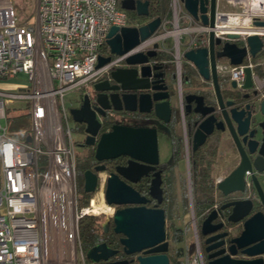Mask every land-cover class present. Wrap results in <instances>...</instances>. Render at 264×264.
<instances>
[{
    "label": "built area",
    "instance_id": "1",
    "mask_svg": "<svg viewBox=\"0 0 264 264\" xmlns=\"http://www.w3.org/2000/svg\"><path fill=\"white\" fill-rule=\"evenodd\" d=\"M224 1L228 10L216 0L210 26L191 17L181 0H169V19L161 22L157 33L96 68L110 28L131 26L126 12L117 7L118 0H36L33 25L18 23L11 0H0V81L23 73L30 82L25 92L0 90V264H79V259L86 264L79 222L92 214L111 217L114 207L103 197L106 171L98 173L95 190L105 203L96 205L91 199L79 207L74 147L80 141L75 143L71 135L65 93L167 39L177 72L183 52L208 47L210 32L221 43L241 41L247 51L248 36L264 40V25L257 24L264 22V0ZM167 24L171 26L166 28ZM253 67L249 52L239 65L218 66L238 87H243L245 69ZM251 77L256 84L254 72ZM8 98L25 101L29 129H9L13 119L5 113ZM246 183L249 187L248 178ZM93 203L105 208L95 214ZM194 234L195 252L188 264H204Z\"/></svg>",
    "mask_w": 264,
    "mask_h": 264
},
{
    "label": "water",
    "instance_id": "2",
    "mask_svg": "<svg viewBox=\"0 0 264 264\" xmlns=\"http://www.w3.org/2000/svg\"><path fill=\"white\" fill-rule=\"evenodd\" d=\"M127 1V0H125ZM125 1L119 7L122 10H134L140 17L149 16V1L128 0L132 5H126ZM184 8L195 20H200L204 25L213 26L216 10V0H181ZM264 25V22H257ZM161 25V19L152 18L141 26H112L107 32L106 45L110 53L122 56L133 47L156 33ZM231 39H237V35H230ZM246 45L238 46L234 42H226L220 51H215V46L221 42L214 39L212 32L209 34L208 47H199L183 52V58L191 63L198 71L202 79L212 80L214 95L218 108L221 111L223 121L227 123L232 136V141L237 145L241 154V161L237 167L225 178L217 183V189L224 195L231 193H243L246 190V172L250 173V180L257 191L260 205L264 208V183H260L256 175L264 173V89L257 88L254 91V100L251 105L243 109L227 107L233 105L231 101H224L218 82L217 60L229 59L230 65H239L247 57L257 59L261 50H264V40L257 35L245 38ZM158 43L147 53H137L125 59L128 68L114 67L110 69V80L95 83L94 102L92 104L88 94L82 96L81 103L68 109L74 123L84 126L83 146L95 147L94 158L101 162L120 156H128L126 166H118L115 172L108 175L104 190V200L108 205L125 206L117 208L114 214L105 221L113 224L115 234H121L120 240L126 253L132 254L145 250L148 256H138L139 264H170L168 251V239L165 229V215L162 209H151L138 206L146 202L144 197L138 195L131 186L124 183L121 178L129 182H136L138 175L150 169L151 165L158 161L157 130L154 127H138L113 124L110 130L101 132L104 124L99 117H105L107 110L153 112L156 119L167 123L172 113L170 88L166 75L161 70L162 66H149L146 63L155 57ZM96 68L108 64L110 56L99 55ZM138 66H141L140 68ZM158 71L157 73L152 71ZM250 68L245 69L244 88H252L255 85ZM236 87V82L232 81ZM189 103L193 102V112L200 115L202 121L195 129L192 142L195 147L204 143L215 129L223 130V121L214 117L215 107L205 104L204 97L194 94L186 95ZM195 100V101H194ZM260 115L262 121H258ZM253 123V126L251 124ZM252 127V128H251ZM261 132V145L259 155L251 161L247 153L255 152L259 141L256 135ZM29 141V138H27ZM246 147V148H244ZM248 151V152H247ZM247 152V153H246ZM143 162V166H139ZM143 167L144 172H140ZM104 165H98L93 171H83V189L85 193H94L98 183V173L105 171ZM121 177V178H120ZM250 198L232 201L223 208H231L228 220L235 225L242 224L240 232L231 237L229 232L218 233L224 228L222 223L213 224L217 212H211L201 225L202 236L207 237L203 242L206 252L216 250L207 258L208 264H264V211L252 213L254 203ZM231 233V232H230ZM227 237V238H226ZM238 250L246 258H238ZM116 251L109 249L105 244L91 247L87 251V257L93 262L101 264H116L108 262Z\"/></svg>",
    "mask_w": 264,
    "mask_h": 264
},
{
    "label": "flooded vegetation",
    "instance_id": "3",
    "mask_svg": "<svg viewBox=\"0 0 264 264\" xmlns=\"http://www.w3.org/2000/svg\"><path fill=\"white\" fill-rule=\"evenodd\" d=\"M125 0H119V5ZM125 4L132 5L130 2L125 1ZM126 14H131L134 12V10H124ZM128 16V15H127ZM144 17V16H140ZM129 19V17L127 18ZM151 19L141 20L137 19L136 22H132L129 19V22L131 26H141L142 24H145ZM157 33V32H156ZM169 40V39H167ZM166 40V41H167ZM236 43L238 46H243V43L239 40L232 41ZM164 45L158 43L159 47L156 50L155 57L151 58L146 65L149 66H162L160 71H163L166 75V82L170 88L171 94L174 90V93H176L177 101H174V96L171 97V104L172 107V113L169 117V121L167 123L162 122L158 119H156L153 112H140L138 109L136 111H114V110H107L105 117H99L100 121L104 124V128L101 130V132H106L110 130V127L115 124H121V125H128V126H138V127H154L156 128L157 132V143H159L160 136H163L167 143V155L164 159L159 157V146L158 147V161L157 163H154L151 165L150 169H146V172H144V168L141 167L140 172H144L142 175H138L137 181L132 183L124 178H121L124 183L131 186L136 192H138L141 197H144L146 202L144 204H140L138 206H145L146 208L151 209H162L164 211L165 215V229L167 234V239L169 238L168 235V220L169 215L173 214L175 215V218L179 217L180 213H183V210L185 208V205L187 207H190V210L192 211V216L190 217L189 224L192 226V230L195 228V232L197 235V238L199 240L201 250H202V256H203V262L204 264H208L210 261L207 258V255L210 253L218 250H213L210 252H206V245L203 243L207 237L202 236L201 231V225L211 212L216 211L217 216L213 220V224L222 223L224 225V228L218 231V233L226 232L230 234L231 237L237 235L240 232V228L242 224L239 222L237 225L230 222L228 220V217L231 208H223L225 204L230 203L232 201L236 200H242L250 198L254 203V208L252 210V213L257 211H264V208L260 205V200L257 194V191H255V187L253 186V183L251 182L249 176L250 173L246 172V182L247 178L250 181V186L247 187L246 183V190L245 192L240 193H231L229 195H224L223 193L219 192L217 189V183L222 180V178H225L227 175H229L240 163L241 161V154L239 153V149L237 145L232 141V136L230 134V130L228 129V125L226 122L223 121V117L221 116V111L219 110V106L216 100V97L214 95V88L212 84V80H204L202 77L198 74V71L193 65L190 63V75H184L183 69L181 68L179 72L176 70V65L173 62V55L172 51H170V47L166 45V42H163ZM226 43V42H225ZM224 43H220L219 45L215 46V51H220L222 49ZM104 50L101 51L100 55L104 57L110 56L112 59L113 57L116 58L114 54L110 53V49L108 45H106L105 42ZM153 49V48H152ZM151 49V50H152ZM150 51V50H148ZM146 51L145 53H147ZM264 51L261 50L260 53ZM260 53L258 54L260 56ZM257 55V56H258ZM264 56V55H262ZM127 58V57H126ZM125 58V59H126ZM125 59L122 60L117 67L120 68H128L129 66L126 65ZM220 61L225 62L221 63ZM187 62L184 58L182 59L181 66H183V63ZM252 62L254 64L253 72L255 73V77L261 82V85L255 84L252 88H244V87H238L236 83V87L232 86V81L230 80L228 71H222L218 68L219 65H230L229 59L227 58H221L217 60L216 67L218 68V82L221 88V93L223 96L224 101H231L233 103L232 106L227 107L228 109L236 108L238 110L243 109L246 107V105H251L252 101L254 100V91L255 89L260 88L264 89V59L257 58L252 59ZM189 63V62H188ZM174 66V67H173ZM139 68L141 66H138ZM173 67V68H172ZM114 68V67H113ZM111 68V69H113ZM111 70L109 69L108 72L104 73L100 78H98L95 81L86 83L85 86H82L78 90L81 91L80 94V100L79 104L81 103L82 96L84 94H88L91 99V102L93 104L94 102V96L95 92L93 90V86L95 83L104 81V80H110L109 79V73ZM158 71H152L154 74ZM188 94H194V95H201L204 97L205 104L209 106L215 107L214 117L218 119V121H223V130L215 129L213 133L208 136V138L204 141L203 144L198 145L195 147V145L192 142V138L195 132V129H197L198 124L202 121V118L200 115L195 114L193 112L194 103H189L186 99V95ZM195 101V100H194ZM78 104V105H79ZM77 105V106H78ZM258 121H262V118L260 115L257 116ZM79 131L84 133V126L76 124ZM252 127L253 123L251 124ZM251 127V128H252ZM261 132L259 130V133L256 135L257 141H259V144H257L255 152H252V154L247 153V157L253 161L258 155H259V149L261 145ZM84 139V138H83ZM82 139V142H83ZM82 142L78 144L79 147L83 148L84 150H87V154L83 157V159H86L88 162V167L86 170L93 171L94 168L98 165H104L106 168V172H108V175L112 172H115L116 168L118 166H126L128 164L129 158L128 156H120L114 159L105 160V161H97L94 158V151L95 147L92 146H83ZM246 148V147H244ZM82 159V160H83ZM139 166H143V162H139ZM85 170V171H86ZM84 174V172H82ZM182 173H184L185 177H182ZM82 174V179H83ZM253 174L256 175V178L260 181V183H264V173L257 174L256 172H253ZM204 179H212L214 180V203L210 205L208 209H206L203 216H198L195 213V208L193 206V192L196 190L194 189L192 185V180H201ZM179 180V185L181 190H184L185 187V195L187 199L184 200V196H182L181 201H176V197L173 194L174 193V186L176 182ZM82 189L84 184V179L82 180ZM185 182V186L184 183ZM84 191V189H83ZM114 207V212L117 210V208H122L125 206L120 205H109V207ZM181 208V212H179V209ZM178 210V211H177ZM179 212V214H177ZM110 218V217H109ZM174 218V219H175ZM105 223V221H104ZM101 224L102 231L108 235L109 237H114V242H100L99 244H105L109 249H112L116 251V253L107 259L108 262L116 263V264H139L138 260L136 259L138 256H148L152 255L154 253H148L145 254V250H142L140 252L128 254L126 253L124 247H122V244L120 243L121 238L123 237L121 234H115L113 231V224L112 222L108 221L107 225ZM188 224V226H189ZM173 228L182 229V227H178L175 224H172ZM184 231V230H183ZM193 231V235L195 237ZM231 232V233H230ZM184 237H185V231H184ZM227 238V237H226ZM195 239V238H194ZM116 244V246L114 245ZM115 246V247H114ZM169 247V246H168ZM169 248L167 251V257H169ZM241 250H238L237 257L238 258H246L244 255L240 254ZM190 256V255H188ZM169 261L171 263V258L169 257Z\"/></svg>",
    "mask_w": 264,
    "mask_h": 264
},
{
    "label": "rangeland",
    "instance_id": "4",
    "mask_svg": "<svg viewBox=\"0 0 264 264\" xmlns=\"http://www.w3.org/2000/svg\"><path fill=\"white\" fill-rule=\"evenodd\" d=\"M14 10L15 11V15L18 18V23L22 24V25H33L35 22V10H36V0H11ZM224 0H221L220 3H222V6L224 5V8L228 10V6L225 5ZM169 19V18H168ZM170 24L166 25L167 27H170ZM166 45L170 47V51H172V43L171 40H167L166 41ZM259 58L264 59V56H259ZM221 63H225L220 61ZM174 67V66H173ZM172 67V68H173ZM183 69V74L189 76L190 74V63L188 62H184L183 66L181 67ZM30 85V82L28 81L27 75L23 74V73H17V75L13 78H7L6 80H2L0 81V90L4 91V92H9V93H13V94H17V93H21V92H25L26 91V87H28ZM173 96H174V101H177V96L176 93H174L173 90ZM80 94L81 91L80 90H70L68 92L65 93L64 95V105L67 109L68 112V117H69V125L71 128V135L72 138L74 140L75 143L81 141L83 139V135L81 134V132L79 131L76 123L73 122L68 109L71 107H76L79 104V100H80ZM7 100V104H6V111L5 113L7 114V116L9 118H15L18 117L20 115H23L26 113L27 108H26V104L24 100L21 99H17L16 98H8ZM1 123L4 125V122L1 121ZM10 125V124H9ZM12 125H14V127H17L15 129H12V126H9V129L11 131H15V130H19V129H29L30 127V122L28 119H23L22 120H18L15 123H13ZM167 141L163 136H160L159 138V157H161L162 159H164L167 155ZM75 148V155H76V166L78 168V166L81 165V161L83 159V157L85 156V154H87V150L77 146L74 147ZM182 177H185L184 173H182ZM184 186H185V182ZM77 188H78V195L79 197H82V183L81 180L79 178V175L77 176ZM175 190H174V195L176 197V201L179 202L182 199V196H184L185 194V187L184 190H181L180 185H179V180L176 182L175 186H174ZM99 193V194H98ZM91 197L88 199V203L87 205L90 204L91 199L95 200L96 205H101L104 204L102 203V197L101 193L99 191H96L94 193H90ZM96 196V197H95ZM187 199L186 196H184V200ZM106 204V203H105ZM84 206L83 204H80L79 207ZM86 206V205H85ZM107 207V205H106ZM178 211V210H177ZM181 208L179 209V212H181ZM179 212L177 214H179ZM192 211L190 210V207H187L185 205V208L183 210V213L179 214L178 218H175L174 213L169 215V222H168V242H169V257L171 258L172 262L170 264H174V260H178L179 262L182 261L184 262L183 264H188V255H192L195 252V239H194V235H193V231L192 230V226L189 224L190 221V217L192 216ZM91 216H95L99 219V223L103 224L104 221H106L107 219H109V216L106 214H100V215H91ZM175 218V219H174ZM172 224H175L178 227H182V229L185 231V237H184V241L182 243H177L176 241H174L173 236H172V231H173V227ZM189 224V226H188ZM84 261L86 264H101L97 263V262H93L91 260H89V258L87 257V249L84 250ZM185 251H187L188 255H185ZM182 252V255H179V253ZM187 257V259H186ZM79 264H82L81 259L78 260Z\"/></svg>",
    "mask_w": 264,
    "mask_h": 264
},
{
    "label": "trees",
    "instance_id": "5",
    "mask_svg": "<svg viewBox=\"0 0 264 264\" xmlns=\"http://www.w3.org/2000/svg\"><path fill=\"white\" fill-rule=\"evenodd\" d=\"M142 1H146V0H142ZM149 1V16L148 17H139L135 12L131 13V14H127L129 19L133 22H136L135 20L137 19H152L155 17H158L161 19V22L164 20H167L170 16V11H169V0H147ZM119 0H118V6L119 7ZM121 8V7H119ZM264 55V51H262L260 53V56ZM23 119H27L26 116L21 115L13 119V123H15L18 120H22ZM12 123V124H13ZM11 124V125H12ZM17 127H14V125H12V129H15ZM16 131V130H15ZM88 167V162L86 159H83L81 161V165L78 166L77 168V174L79 175V178L81 180V183L83 182L82 180V172L86 170V168ZM192 185L194 187V189L196 190L195 192H193V206L195 208V213L198 216H203V214L205 213L206 209H208L210 207L211 204L214 203L213 199H214V194H215V190H214V180L212 179H204L202 178L201 180H192ZM82 197H78L79 198V206L80 204H83L84 206L87 205L88 203V199L91 197V195L89 193H85L82 189ZM99 219L95 216H84L81 220H80V238H81V243H82V247L84 250H89L91 249V247L96 246V244L100 243V242H114V237H109L108 235H106L101 228V224L98 222ZM172 236L174 241H176L177 243H182L184 241V231L183 229H177V228H173L172 231ZM116 246V244H114ZM114 246V247H115ZM185 255L187 256L188 253L187 251L184 252ZM179 255H182V252L179 253ZM188 263L190 260L191 256H188ZM187 259V257H186ZM172 262V260H171ZM174 264H183L184 262L182 261H178V260H174L173 261Z\"/></svg>",
    "mask_w": 264,
    "mask_h": 264
},
{
    "label": "bare ground",
    "instance_id": "6",
    "mask_svg": "<svg viewBox=\"0 0 264 264\" xmlns=\"http://www.w3.org/2000/svg\"><path fill=\"white\" fill-rule=\"evenodd\" d=\"M99 194V193H98ZM96 197V196H95ZM97 203V202H96ZM93 207H94V209H92L93 210V213H95V214H99L100 212H102V211H100V210H102V209H104L105 207H98V206H96L94 203H93ZM100 209V210H99ZM104 211V210H103Z\"/></svg>",
    "mask_w": 264,
    "mask_h": 264
},
{
    "label": "crops",
    "instance_id": "7",
    "mask_svg": "<svg viewBox=\"0 0 264 264\" xmlns=\"http://www.w3.org/2000/svg\"><path fill=\"white\" fill-rule=\"evenodd\" d=\"M256 84L260 86L261 85V82L257 79L256 80Z\"/></svg>",
    "mask_w": 264,
    "mask_h": 264
}]
</instances>
